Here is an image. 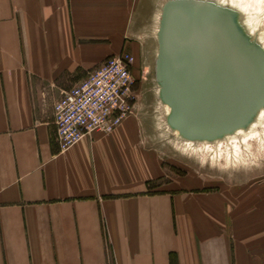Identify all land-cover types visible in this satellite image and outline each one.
<instances>
[{
	"label": "crops",
	"instance_id": "obj_1",
	"mask_svg": "<svg viewBox=\"0 0 264 264\" xmlns=\"http://www.w3.org/2000/svg\"><path fill=\"white\" fill-rule=\"evenodd\" d=\"M147 1L0 0V264H264L261 184L164 183L133 116L59 148L56 101Z\"/></svg>",
	"mask_w": 264,
	"mask_h": 264
},
{
	"label": "water",
	"instance_id": "obj_2",
	"mask_svg": "<svg viewBox=\"0 0 264 264\" xmlns=\"http://www.w3.org/2000/svg\"><path fill=\"white\" fill-rule=\"evenodd\" d=\"M187 24L199 28L188 30ZM208 45L237 59L241 64L234 65L238 71L255 73L253 85L239 91L219 76L229 75L228 67H223L222 73L212 71L211 57L203 51ZM158 61L157 77L160 73L165 94L175 105L179 121L192 131H209L235 121L255 105L263 89L258 60L238 46L218 16L194 6L176 5L171 9Z\"/></svg>",
	"mask_w": 264,
	"mask_h": 264
},
{
	"label": "bare ground",
	"instance_id": "obj_3",
	"mask_svg": "<svg viewBox=\"0 0 264 264\" xmlns=\"http://www.w3.org/2000/svg\"><path fill=\"white\" fill-rule=\"evenodd\" d=\"M176 5L194 6L218 16L238 46L249 56L258 60L264 79V0H170L166 2L161 10L158 60L163 50L169 13ZM186 28L191 30L199 27L187 24ZM203 31L209 36H214L210 30ZM203 51L211 57L209 65L212 71L222 73L223 67H228L229 75L220 74L219 76H223L230 85L239 91L248 90L253 85L257 75L253 72L238 71V66H234L241 65L237 59L228 58L225 51L210 45L204 46ZM157 67L159 70V66ZM157 79L159 95L167 109L168 125L175 136L184 142L185 151H206L213 155L214 162L221 164L225 160L227 165L233 166L239 163L254 164L259 156H264L263 82L259 98L249 111L229 124L202 132L192 131L179 121L175 105L165 94V85L160 78V73Z\"/></svg>",
	"mask_w": 264,
	"mask_h": 264
},
{
	"label": "rangeland",
	"instance_id": "obj_4",
	"mask_svg": "<svg viewBox=\"0 0 264 264\" xmlns=\"http://www.w3.org/2000/svg\"><path fill=\"white\" fill-rule=\"evenodd\" d=\"M168 1H147L145 13L134 25L138 34L128 40L131 51L125 52L132 57L137 96L131 116L139 118L149 149L156 152L163 164L164 183L179 179L186 186L192 183L211 189L224 184H261L264 191V156H259L254 164L239 163L233 166L227 165L225 160L219 164L206 151H185L184 142L175 136L168 125L167 109L160 98L157 79L161 10Z\"/></svg>",
	"mask_w": 264,
	"mask_h": 264
},
{
	"label": "built area",
	"instance_id": "obj_5",
	"mask_svg": "<svg viewBox=\"0 0 264 264\" xmlns=\"http://www.w3.org/2000/svg\"><path fill=\"white\" fill-rule=\"evenodd\" d=\"M131 66L128 53L109 57L81 83L62 93L54 105L61 151L94 132L112 133L132 115L137 96Z\"/></svg>",
	"mask_w": 264,
	"mask_h": 264
}]
</instances>
